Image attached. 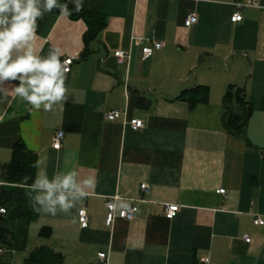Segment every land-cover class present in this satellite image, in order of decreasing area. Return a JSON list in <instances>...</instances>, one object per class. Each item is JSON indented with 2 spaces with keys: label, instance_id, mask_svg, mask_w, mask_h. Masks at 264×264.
<instances>
[{
  "label": "crops",
  "instance_id": "crops-1",
  "mask_svg": "<svg viewBox=\"0 0 264 264\" xmlns=\"http://www.w3.org/2000/svg\"><path fill=\"white\" fill-rule=\"evenodd\" d=\"M234 1L83 0L75 12L67 0L70 16L53 9L38 21L39 54L56 47L73 63L67 100L52 111L0 95V207L8 211L0 217V264H25L46 248L64 264H99L100 252L108 264H200L204 257L264 264V225L254 223L264 219V0L236 24ZM190 13L196 22L186 28ZM140 38L163 46L143 59ZM117 51L129 60L118 64ZM234 90H244L251 109L242 137L224 126ZM112 110L122 116L107 121ZM132 119L143 128L133 130ZM19 141L36 160L47 155L49 177L65 168L66 155L81 178L95 175L96 187L70 216H15L9 196L30 204L29 187L7 181ZM108 198H117L118 210L138 207L135 219L107 226ZM165 205L179 207L172 220ZM81 209L89 216L85 229Z\"/></svg>",
  "mask_w": 264,
  "mask_h": 264
},
{
  "label": "clouds",
  "instance_id": "clouds-1",
  "mask_svg": "<svg viewBox=\"0 0 264 264\" xmlns=\"http://www.w3.org/2000/svg\"><path fill=\"white\" fill-rule=\"evenodd\" d=\"M75 12L83 10V0H70ZM58 9L62 17L72 14L67 3L60 0H0V95L19 97L35 110L52 111L54 106L67 100V61H62L59 48H49L40 55L35 47L38 21ZM11 82L10 89L4 87ZM72 157L64 158L65 168L56 170L51 177L47 171V155L39 156L33 167L37 170L29 185V201L33 211L56 216L71 215L82 205L89 191L97 185L95 175L81 178L72 166ZM75 222V217H72Z\"/></svg>",
  "mask_w": 264,
  "mask_h": 264
},
{
  "label": "built area",
  "instance_id": "built-area-1",
  "mask_svg": "<svg viewBox=\"0 0 264 264\" xmlns=\"http://www.w3.org/2000/svg\"><path fill=\"white\" fill-rule=\"evenodd\" d=\"M234 8V12L230 18L231 23L236 24L241 22L243 19L242 12L247 8H259L257 0H235L232 3ZM196 22L195 14L190 13L184 19V27L191 28ZM135 42L141 46V53L143 59L150 58L155 51H158L162 48L163 43L158 41H148L144 39H136ZM114 58L116 59L118 64H122L126 60H129L130 53L127 51H117L114 53ZM62 61H67L66 67L68 68V73L71 72V65L73 63L72 58L63 59ZM122 116V111L120 110H112L105 114V119L107 121H115ZM129 126L138 131L143 128V122L139 119H132L128 122ZM63 132L59 131L56 133V147H60L63 140ZM149 191V187L147 184H142L140 186V193L147 194ZM224 190H219V194H224ZM117 198H108L105 203V207L107 210L106 216V225L111 226L116 219H122L127 222H131L135 219L138 214V207L132 206L129 209L118 210L116 206ZM142 200V199H140ZM179 207L177 205H165L164 207V216L167 220H172L177 212ZM6 215V209L0 207V217ZM78 221L81 229H85L89 224V216L84 209L78 211ZM255 225H264V219L260 216H257L254 220ZM245 243L250 242V237H243ZM99 264H108V255L107 253L100 252L98 253ZM200 264H210V260L208 257H204L200 259Z\"/></svg>",
  "mask_w": 264,
  "mask_h": 264
},
{
  "label": "trees",
  "instance_id": "trees-1",
  "mask_svg": "<svg viewBox=\"0 0 264 264\" xmlns=\"http://www.w3.org/2000/svg\"><path fill=\"white\" fill-rule=\"evenodd\" d=\"M61 1L65 3L67 0ZM83 16L84 14L73 13L72 17L76 18ZM226 99L228 103H232L229 106L227 105L226 107L227 112L224 118L225 129L229 134H232L233 136L242 137L245 133L247 119L249 118L251 113V109L248 103L245 101V92L244 90L231 91L226 95ZM35 161V155L29 153L26 150L23 142H17L13 148L12 161L6 171L7 181L22 186L31 185L32 180H27V182L25 183L24 178L26 176H31L34 179L35 168L33 167V164ZM18 196L19 194L16 193V195L8 197L10 199L13 198L17 203L15 216L18 217L25 215L26 213L30 214V212H33L31 204L22 203L21 199ZM7 213L8 211L6 209V215ZM25 264H64V262L63 257L60 254H56L46 248L41 249L35 254H32L25 261Z\"/></svg>",
  "mask_w": 264,
  "mask_h": 264
}]
</instances>
